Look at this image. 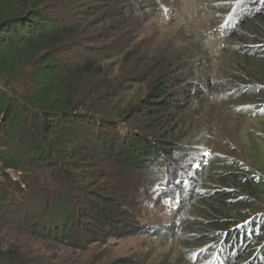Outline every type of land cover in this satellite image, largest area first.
I'll return each mask as SVG.
<instances>
[{"label": "trees", "instance_id": "obj_1", "mask_svg": "<svg viewBox=\"0 0 264 264\" xmlns=\"http://www.w3.org/2000/svg\"><path fill=\"white\" fill-rule=\"evenodd\" d=\"M157 1L0 0V264H47L26 237L83 249L148 232V196L171 211L192 264H264V138L247 139L260 144L249 161L227 140L246 139L242 104L264 107V0L182 6L180 41L151 61L119 14L140 21ZM114 32L128 43L111 48ZM108 58L110 72L131 66L139 94L103 76Z\"/></svg>", "mask_w": 264, "mask_h": 264}, {"label": "rangeland", "instance_id": "obj_2", "mask_svg": "<svg viewBox=\"0 0 264 264\" xmlns=\"http://www.w3.org/2000/svg\"><path fill=\"white\" fill-rule=\"evenodd\" d=\"M157 3L159 4L161 9L158 10V12H156L155 14H153L152 11L147 12V10H145L143 12L144 19L140 21H133L131 17L119 14V18L125 19L126 26L132 25L130 28L132 29L130 32L132 34L130 35L131 37H134V41L135 43L137 42L138 46L134 44L131 50H136V52L139 53L138 57H151V61L157 58L158 51L167 42H169V40L173 36L175 37L173 38L175 43L180 41V30H182L184 23L189 20L187 15L178 12L181 10L180 8L182 6H190V8L192 9L198 7L197 0H181L179 5L177 0H159V2L157 1ZM245 3L246 1L244 3L241 2L240 7L244 8ZM101 7L102 5L100 6V4L98 3L88 6L85 1H80L76 6V11H85L86 9H90L96 10L98 12ZM111 10L112 8L109 7L108 11L110 12ZM115 12L118 11L115 10L112 13ZM112 13L110 12V14L107 15L108 18L106 19V21H108V24L113 21ZM128 18H130V20H128ZM95 19L97 21V18ZM99 27L100 28H98V30L100 31L101 26ZM115 33L116 32H114V38L109 41L110 46L112 44H115L111 46V48L118 44L123 45L124 42L128 43V39L124 36H121V33L118 36L115 35ZM88 37L85 38L86 41H88ZM82 41L84 43V39ZM96 45L100 47L99 49L107 48L101 50L100 52L104 53L103 55L105 56L112 55V51L115 50L110 49V46L108 47L106 42L99 41ZM111 57L113 56H110L109 58ZM109 58L108 60H106L107 63H102L104 70H106L103 76L113 77L117 80V83H124L123 87L128 89L127 91L123 90L125 99L135 97L137 94H139V86H134L133 88H131L132 86L128 83V81H131L133 79L132 77L136 76L131 73V66L129 65L124 67L123 71L121 72L118 70V65L120 64L119 61V63L114 64L116 65L115 70L113 72H110V64L113 62L109 60ZM119 103L120 101L118 99L114 100V105H118ZM242 105L245 108L244 111L241 112L243 116H241V118L239 119L240 128L238 132H240V135L246 139L243 140L244 142H240L238 140H227L228 142H230L229 144L232 148L237 149L240 154V158L245 160L247 159L249 161L250 156L254 154V152L246 146H254L255 148H257L260 144L255 142H248L247 139L253 140L254 134L260 135L264 138V127L258 129L256 124L260 125V121H258V119H256L255 117L264 113V107L258 108L257 113H255L256 111H251L249 109L250 105L245 103ZM208 135L209 134L207 130H203L198 134V139L200 140L201 146H204L205 149H209ZM258 151L260 154L259 148L256 149V152ZM211 153H214L215 156H217L218 154L226 156V154L223 152L216 153L214 149L211 150ZM245 160H242V163H246ZM150 199V196L144 199L145 205L142 208L144 227L148 232H141L140 234L127 236L124 238H112L104 243H92L83 249L73 248L67 245H57L50 240H48V242H45L31 237H26L24 243H26L27 246L31 245L29 250L31 252L34 251V259H38L39 261L47 264L49 262L51 264H110L116 259L138 255L143 258V260L141 261L142 264H166L167 262V264H169L170 262H177L178 264H192L191 260L193 257L192 255L189 257L190 250L186 248V245H184L183 242H179L175 238L176 236H174V234H171L174 233V229L176 231V228L172 225H168L169 223L167 222L171 221V211L166 209V207L164 206L153 204ZM162 221L166 222L162 223ZM150 231H156L159 233V235H151Z\"/></svg>", "mask_w": 264, "mask_h": 264}]
</instances>
